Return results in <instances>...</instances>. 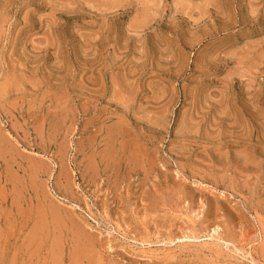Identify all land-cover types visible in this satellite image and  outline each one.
Masks as SVG:
<instances>
[{
  "label": "rangeland",
  "instance_id": "1",
  "mask_svg": "<svg viewBox=\"0 0 264 264\" xmlns=\"http://www.w3.org/2000/svg\"><path fill=\"white\" fill-rule=\"evenodd\" d=\"M0 264H264V0H0Z\"/></svg>",
  "mask_w": 264,
  "mask_h": 264
}]
</instances>
